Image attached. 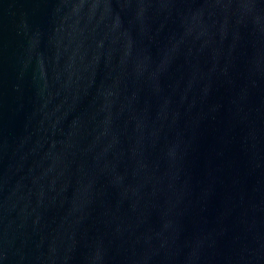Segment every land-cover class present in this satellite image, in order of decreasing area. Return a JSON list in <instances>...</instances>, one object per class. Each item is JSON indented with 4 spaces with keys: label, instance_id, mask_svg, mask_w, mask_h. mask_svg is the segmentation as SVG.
I'll return each instance as SVG.
<instances>
[{
    "label": "water",
    "instance_id": "1",
    "mask_svg": "<svg viewBox=\"0 0 264 264\" xmlns=\"http://www.w3.org/2000/svg\"><path fill=\"white\" fill-rule=\"evenodd\" d=\"M0 264H264V0H0Z\"/></svg>",
    "mask_w": 264,
    "mask_h": 264
}]
</instances>
